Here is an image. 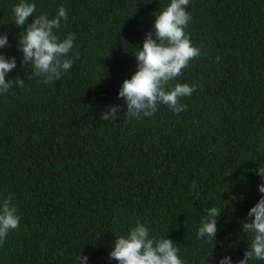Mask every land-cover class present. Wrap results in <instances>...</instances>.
Masks as SVG:
<instances>
[{
    "label": "trees",
    "instance_id": "obj_1",
    "mask_svg": "<svg viewBox=\"0 0 264 264\" xmlns=\"http://www.w3.org/2000/svg\"><path fill=\"white\" fill-rule=\"evenodd\" d=\"M36 15L66 23L74 34L71 69L45 84L28 79L14 23L19 0H0V35L8 34L18 76L0 94V202L9 195L20 216L0 245V264H118L115 240L136 221L150 237L173 240L183 264L243 260L252 233L248 212L261 193L264 167V0H190L185 29L201 55L171 82L197 86L175 114L125 117L118 93L137 70L134 55L171 0H27ZM35 15L29 17L32 23ZM79 59H76V55ZM219 57V61H217ZM115 121H102L109 106ZM197 181L196 188L191 187ZM241 197L232 200V196ZM217 207L216 240L198 239L205 209ZM249 264H264L251 260Z\"/></svg>",
    "mask_w": 264,
    "mask_h": 264
},
{
    "label": "clouds",
    "instance_id": "obj_2",
    "mask_svg": "<svg viewBox=\"0 0 264 264\" xmlns=\"http://www.w3.org/2000/svg\"><path fill=\"white\" fill-rule=\"evenodd\" d=\"M190 0H171L170 5L155 14L154 32H149L143 42L142 50L134 54L137 59V70L131 79H126L119 90L118 98L126 104L125 117L129 120L152 117L158 111V106H167L175 114L186 111L187 106L181 103L182 98L190 97L197 86L171 82L182 75V70L188 67L190 61L201 55L200 48L194 47L185 29L192 20L187 12ZM14 23L18 28H24L19 36L18 50L23 53L22 65L30 67L32 75L42 77L45 84L59 80L69 71L74 60L69 54L74 48L76 36L69 34L61 40L57 31L62 22L68 20L67 10L61 6L55 17L47 13L36 15V4L27 0H19L13 9ZM35 15L32 23L29 17ZM8 34L0 35V49L9 48ZM79 59V55H76ZM217 57V61H219ZM17 67L15 57L9 58L0 53V94L7 93L13 84L23 87L24 80L19 76L15 80L6 77ZM121 106H109L101 115L102 121H115ZM258 174L262 182L258 187L262 194L258 203L250 209L248 217L251 222H242L243 232L252 233L250 247L244 253V259L239 264H249L255 259L264 261V167H259ZM197 181L191 187L196 188ZM14 197L9 195L0 202V245L5 242L8 234L18 229L20 216L12 204ZM241 197L232 196V200ZM206 217L202 220L197 232L198 239L208 242L216 240L218 232L217 218L221 211L217 207L205 209ZM171 239L150 237L149 228L136 221L126 236H119L109 253V260L118 264H183L179 257V249ZM77 261L88 264L87 256H78ZM219 264H232V258L225 257Z\"/></svg>",
    "mask_w": 264,
    "mask_h": 264
}]
</instances>
